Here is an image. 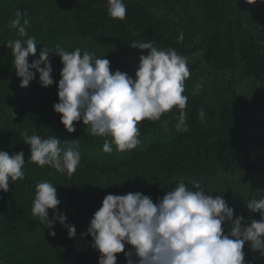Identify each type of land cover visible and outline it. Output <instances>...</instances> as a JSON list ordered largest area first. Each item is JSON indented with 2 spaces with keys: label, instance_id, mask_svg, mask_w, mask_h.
I'll return each mask as SVG.
<instances>
[{
  "label": "trees",
  "instance_id": "16d2710c",
  "mask_svg": "<svg viewBox=\"0 0 264 264\" xmlns=\"http://www.w3.org/2000/svg\"><path fill=\"white\" fill-rule=\"evenodd\" d=\"M123 2L127 12L121 20L108 15L107 0H0V150L9 155L23 151L26 163L24 178L9 180L8 191H0V264H98L100 253L86 230L103 198L138 191L156 202L181 180L189 189L191 181H197L206 194L222 195L234 218L241 216L245 223L260 219L246 205L264 198V3ZM17 10L29 20L26 31L38 43L30 64L44 46L60 45L69 52L79 48L82 54L105 56L111 72L119 70L134 79L139 56L147 55L129 47L134 41H151L188 57L190 74L183 93L188 97V131L175 130L179 110L173 108L160 121L138 125L141 143L131 151L120 152L113 145V151L105 153L102 145L110 137L91 135L82 122H74L76 131L68 133L53 109L62 69L57 55L50 54L52 86L41 87L39 73L28 87L19 86L11 50L5 46L9 40L27 38L8 27ZM25 131L42 139L52 135L62 143L76 140L81 153L76 171L62 174L28 162L30 146L21 136ZM41 181L57 187V210L75 226L73 239L60 224L51 236L32 216ZM228 227L222 225L225 233ZM130 249L126 244L125 253ZM243 251L245 264H264V255L248 243ZM125 253L117 254V264H127Z\"/></svg>",
  "mask_w": 264,
  "mask_h": 264
},
{
  "label": "clouds",
  "instance_id": "9594fccd",
  "mask_svg": "<svg viewBox=\"0 0 264 264\" xmlns=\"http://www.w3.org/2000/svg\"><path fill=\"white\" fill-rule=\"evenodd\" d=\"M246 2L252 4L256 0ZM107 11L111 18L122 20L127 9L123 0H107ZM27 26L29 20L17 10L8 27L27 38L5 43L11 50L19 86L28 87L35 73H39L41 87L52 86L55 81L50 54L57 55L62 69L57 85L58 103L53 109L68 133L76 131L74 122H82L89 126L91 135L110 137L102 145L105 153H111L113 145L120 152L131 151L141 143L138 125L144 120L160 121L173 108L179 110L175 130L188 131L184 111L188 97L183 95L184 81L190 74L188 57L171 48L160 49L151 41H134L130 48L147 52L139 56L134 79L119 70L111 72L105 56L97 58L88 51L82 54L79 48L69 52L60 45L44 46L39 58L30 64L28 58L36 56L38 43L28 36ZM178 40H183V33ZM199 117L205 118L203 108ZM21 136L23 143L30 146L28 162L48 165L68 175L81 162V153L74 146L76 140L62 143L55 136L42 139L37 134L28 135L27 131ZM25 164L23 151L9 155L0 150V191H8L9 180L24 178ZM191 184L189 189L181 180L156 202L138 191L106 195L86 230L92 238L91 246L100 253L98 264H117V254L125 253L126 244L131 246L125 253L127 264H245L246 243L264 255V198L247 203V210L258 213L260 219L245 223L241 216L234 218V209L222 195L206 194L197 181ZM60 203L57 187L41 181L36 185L32 216L51 236L56 235L55 226L60 224L73 239L76 228L57 210ZM225 224L229 226L227 233L222 228Z\"/></svg>",
  "mask_w": 264,
  "mask_h": 264
}]
</instances>
